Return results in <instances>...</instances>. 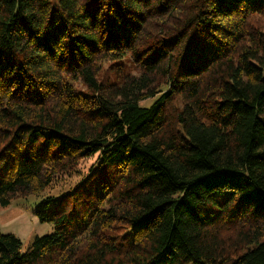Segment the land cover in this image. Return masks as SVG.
<instances>
[{
    "label": "trees",
    "instance_id": "1",
    "mask_svg": "<svg viewBox=\"0 0 264 264\" xmlns=\"http://www.w3.org/2000/svg\"><path fill=\"white\" fill-rule=\"evenodd\" d=\"M74 169L0 264H264V0H0V206Z\"/></svg>",
    "mask_w": 264,
    "mask_h": 264
},
{
    "label": "rangeland",
    "instance_id": "2",
    "mask_svg": "<svg viewBox=\"0 0 264 264\" xmlns=\"http://www.w3.org/2000/svg\"><path fill=\"white\" fill-rule=\"evenodd\" d=\"M127 61L128 65L135 69L136 74H139L140 71L137 67L129 59ZM109 65L110 63L102 64L103 71L106 72L109 69ZM107 74L112 81L115 80L110 72ZM75 85L76 87H82L80 83ZM92 162L93 159L81 161L78 170H82L85 173L86 169L84 168L88 167ZM79 180V176L74 169L70 173L66 172L65 174L57 176L53 181L54 183L45 191L35 195L17 197L12 201L11 206L7 208L0 206V232L18 237L22 241L25 249L31 246L37 236L51 234L53 232L52 225L41 223L37 216L40 201L51 195L58 197L61 192L75 187Z\"/></svg>",
    "mask_w": 264,
    "mask_h": 264
}]
</instances>
